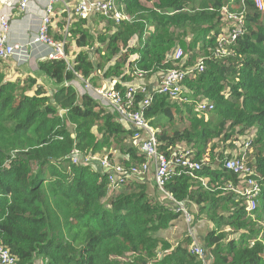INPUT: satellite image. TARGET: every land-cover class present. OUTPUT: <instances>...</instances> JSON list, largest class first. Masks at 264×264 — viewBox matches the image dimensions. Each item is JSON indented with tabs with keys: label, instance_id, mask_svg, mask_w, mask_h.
<instances>
[{
	"label": "trees",
	"instance_id": "obj_1",
	"mask_svg": "<svg viewBox=\"0 0 264 264\" xmlns=\"http://www.w3.org/2000/svg\"><path fill=\"white\" fill-rule=\"evenodd\" d=\"M116 1L130 14L139 12L133 24L98 17L117 30L110 33L108 27L96 38L84 30L89 20L75 18L78 21L71 22L68 35L61 38L68 57L73 37L72 43L79 48L70 65L63 60L39 63V71L54 84L52 96L34 78H8L0 61V246L16 257V264H150L145 256L151 257L157 241L153 233L167 230L177 220L174 205H162L159 198L149 196L147 183L151 181L130 180L113 189L106 174L92 166L74 165L71 159L75 148L96 156L116 146L133 164L144 162L139 149L130 143L134 132L126 130L113 111L88 96H79L67 83L79 75L101 87L117 78L115 88L122 92L136 70L145 72L148 81L172 69H190L193 56L181 64L171 63L168 48L175 42L160 33L146 34L148 24L164 31L188 27L199 36L214 33L205 39L199 54L206 53L207 68L192 72L184 82L194 103L180 106L159 97L145 111L150 125L160 129V151L170 155L185 142L193 146H208L217 140L225 143L233 133L244 136L256 128L257 141L248 154V167L262 196L251 215L264 221V12L254 0H245V33L229 46V56L219 57L215 49L218 36L224 33L223 19L227 22L224 9L239 12L243 9L240 0H233L234 4L215 0L211 10L194 12L189 11L194 0ZM145 1H151L154 10L144 11ZM90 50L100 54L105 64L94 62ZM198 98L213 106L210 113L196 112ZM208 114L213 120L202 121L200 116ZM178 115L181 123L199 116L197 127L170 134L166 124L174 123ZM94 126L102 129L103 141L97 139ZM203 158L200 149L193 156L195 162L201 163ZM224 161L223 154L219 160L211 155L209 164L195 173L207 180L205 185L191 175H175L166 191L178 202L193 201L201 210L216 211L223 201L232 202L235 211L228 226L233 233H241L242 240L228 241L221 220L212 219L216 229L206 236V247L217 252L216 264H264V240L247 238L257 234L249 214L242 201L224 191L226 183L238 186L240 182V176L224 168ZM172 254L170 264H203L182 246ZM165 259L156 264H164Z\"/></svg>",
	"mask_w": 264,
	"mask_h": 264
},
{
	"label": "built area",
	"instance_id": "obj_2",
	"mask_svg": "<svg viewBox=\"0 0 264 264\" xmlns=\"http://www.w3.org/2000/svg\"><path fill=\"white\" fill-rule=\"evenodd\" d=\"M32 0H3L0 9V61L9 63L12 58L23 53L20 45L10 42V29L13 16L17 11L27 12ZM61 0H48V4L43 12L42 23L36 34L33 35L32 43L37 46H45L50 50L46 60H63L70 65V57L67 56L65 42H58L51 36L50 27L54 8ZM256 7L260 12H264V1L254 0ZM243 8L246 9L245 0H242ZM227 22V31L218 36L216 44V55L219 57L229 56V46L236 44L245 33V15L244 12H230L224 9ZM105 17L109 20L120 23L128 20L123 10L118 6L116 0H78L75 7L68 13L70 19L69 27L63 34L68 35L72 20L75 18L82 20H92L96 17ZM214 33H212V36ZM22 57V56H21ZM183 52L178 51L175 54L176 61H180ZM71 68V66H70ZM205 70V63L201 61L196 67L187 70L172 69L165 73L157 75V83L150 85L146 80V74L143 71L136 70L134 77L143 84L139 86H126L124 91L116 90L118 80H113L108 88H99L85 81L84 78L77 75L76 78L67 83L72 86L79 96H88L100 107L113 111L119 119L127 120L134 132V137L138 139L139 151L144 162L124 166L122 163H116L108 157L98 159L97 156L84 155L79 149L75 148L71 153V159L74 165L92 166L97 172L107 175L108 183L111 188L130 180H139L145 182V178L151 175L153 171V180L156 188L164 194L174 205L175 211L181 212L187 221L193 220L188 214V208L182 202L176 199L166 191V186L170 179L175 175L188 174L198 179L204 185L207 183L205 178H197L196 172L203 170L202 162H195L194 153L184 148H175L170 154L166 155L159 149L157 130L150 125L146 118L145 111L151 107L157 98L166 97L170 104L184 106L193 104L191 94L185 89L184 82L192 72L202 73ZM141 97L138 102L137 97ZM213 109L211 104L205 101L196 103V112L210 113ZM247 139V138H244ZM253 141L240 142L238 152L231 153L224 161V168L240 176L239 185L226 183L224 191L234 194V196L243 202L246 212L250 215L258 207V199L262 196V189L255 175L248 167V154L253 149ZM184 205V206H183ZM187 209V210H186ZM191 254L202 259L204 264H209L206 258V250L197 242H193L190 248ZM16 257L0 246V264H16Z\"/></svg>",
	"mask_w": 264,
	"mask_h": 264
},
{
	"label": "rangeland",
	"instance_id": "obj_3",
	"mask_svg": "<svg viewBox=\"0 0 264 264\" xmlns=\"http://www.w3.org/2000/svg\"><path fill=\"white\" fill-rule=\"evenodd\" d=\"M215 0H194V3L189 7L190 12L194 11H200V10H211L212 5ZM226 4H234L233 0H224ZM144 5V11H152L154 10L153 4L151 1H145L143 3ZM240 9L243 8L242 5V0L239 1ZM119 6V5H118ZM121 10H123L124 14L126 17H128V20H125L126 25L128 24H133L135 22V18L137 17L136 14L139 12H135L134 14H130L129 12L126 11L124 6H119ZM239 9V10H240ZM238 11V10H237ZM244 12L247 13L248 8L242 9L239 12ZM159 16H163L160 12L157 13ZM78 21V20H75ZM109 24H111L109 21L103 20L102 18H93L92 20L88 21L84 25V30L86 32H90L94 37H98L99 35L104 34L107 32L108 27H111ZM147 32L146 34H162L164 38L172 39L175 44L172 45L170 48H168V53H169V58L170 62L173 64H181L182 61H185L189 58V56H193L192 63L193 66L191 68L196 67L201 61L205 59L206 53L203 54V56H200V51L202 50L203 44L205 39H208V35L206 36H199V34L188 28H172L171 30L164 31L163 29L156 30V27L153 24H148L147 25ZM227 26L228 22H226L223 19V23L221 25V30L223 32L227 31ZM117 29L115 27H111L109 29L110 33H114ZM212 34V32L210 33ZM210 38V35H209ZM73 41L74 37L72 38ZM72 40L70 41V44L68 45L67 52L68 55L70 56V60L72 61L76 54L79 53V48L75 46L72 43ZM185 44V46H184ZM183 51V57L180 59V61H176L175 59V54L178 51ZM191 50V51H189ZM234 50H232L233 52ZM91 54V58L94 60V62L100 63L102 65L105 64V61L101 58L100 54H97L96 51L93 53V51H88ZM4 66L8 68V63H4ZM36 67V64L33 65ZM10 68V67H9ZM207 68V66H205ZM38 73V72H37ZM100 73H102V70H100ZM32 76L26 77L27 75H22V77H26V80L29 78H33ZM39 75H42L40 72L34 77L38 78ZM8 78H13L15 79L17 77V74L10 72L7 75ZM78 93V92H77ZM79 94V93H78ZM53 93L50 92V96H52ZM198 102H202L203 98H198ZM206 102V101H205ZM183 112L184 115H188L186 112V109ZM182 110V111H183ZM63 111H60L62 113ZM198 116V115H197ZM201 118H204V122H209L213 120V116L210 114L206 116H200ZM193 118V117H192ZM192 118H187L189 121L181 123L179 120V115L178 119L174 122L171 123V128L172 132L180 131L183 132L184 130L192 129L197 127L198 122L195 120H199V116L197 119H192ZM208 120V121H207ZM94 134L98 137L100 141H103L102 139V129L100 127L94 126L93 128ZM257 129L254 128L246 135L244 136H238L236 133H233L231 138L227 142H223L221 140L214 141L210 143L208 146L204 145H190L188 143H181V147H185L188 150H191L194 154L200 149L202 152H204V158L202 161V164L208 165L210 162V157L211 155H214L217 160L221 158V154H223L224 159L227 157H230V154L232 153H237L238 152V144L240 142L248 141L251 140L254 142V144L257 141V136H256ZM247 138V139H244ZM110 145V144H109ZM253 146V144H252ZM113 151V146L108 147V152ZM102 157H99L98 159H105V156H108L106 154L101 155ZM154 170L151 172V175H153ZM135 180V179H134ZM153 180V179H152ZM206 180V179H205ZM147 191L149 196L157 199L159 198V203L162 205L170 206L173 208V204L169 202L167 197L162 194L155 186L153 182H148L147 183ZM235 201L241 202V200L237 199L235 197ZM185 206L188 208V214L189 216L193 219L191 223H187L186 220L183 219V214L181 212H178L177 210L175 211V214H178L177 220H175L168 228L167 230H160L157 233H153L154 237L157 239L156 242L153 243L152 248H151V257L145 256V260L149 261L150 264H156L159 260L162 258H166L164 261V264H170V259L173 257V252L178 246H182V248H187L190 251V248L192 246L193 242L199 243L202 247L205 248L206 250V258L205 260L209 264H216L218 255L217 252H213L211 247H206V236L208 235L209 232L212 230L216 229V223L213 222L212 219H220L221 220V226L220 227L222 232L225 233L226 239L228 241H234L236 243H239L240 240H242L241 233H233V229H231L228 226V223L230 221V218L233 216L232 214L235 211V206L232 204V202H227L223 201L222 204L217 208V210H201L200 207H198L193 201L187 200L183 202ZM183 205V206H184ZM242 206V204H241ZM248 219L251 222V228L257 231V234L248 236L247 238L251 240L253 236H259L258 238L264 240V221L256 216V215H249ZM194 221V222H193ZM246 239V236L245 238ZM166 248V249H164ZM222 253H226L227 250L224 249H218ZM202 261L204 264V261L202 259H199ZM197 260L198 262H200ZM126 262H129L126 260ZM136 264V263H133Z\"/></svg>",
	"mask_w": 264,
	"mask_h": 264
},
{
	"label": "crops",
	"instance_id": "obj_4",
	"mask_svg": "<svg viewBox=\"0 0 264 264\" xmlns=\"http://www.w3.org/2000/svg\"><path fill=\"white\" fill-rule=\"evenodd\" d=\"M77 2L78 0H61L59 3L55 5L54 14L52 18V25L50 27L51 36L54 40L61 42V38L68 29L70 23V19L68 18V13L70 12L71 9L75 7ZM47 4H48V0H32L29 10L27 12L17 11L14 14L10 29V42L12 44L20 45L23 48V53L19 54L15 58H12V60L8 63V68H6L5 70V75H8V73L13 72L17 74L16 78H19L20 80L23 81L26 80V77L32 76V74L36 76L40 72L39 63L42 61H46V57L50 53V50L45 46L34 45L32 43V38L33 35L37 33L42 23L43 12ZM2 5H3V0H0V9ZM72 23H75V20H73ZM209 35L212 37V34ZM34 64H36V67L33 66ZM22 75H27V76L22 77ZM34 75L33 78L38 80L39 84H41L46 88L49 95L50 92L54 93L53 91L54 84L52 83V81H50L44 74L39 75L38 78L34 77ZM156 78L158 77L151 78L150 80H148V83L150 85H155L157 83ZM113 80L117 81L118 79L114 78L106 82L105 85L99 88H108L109 86H111ZM143 82L144 80L139 81L134 76H132V79L129 82L124 83V87L139 86L143 84ZM118 120L120 123H122L123 127L126 130L131 131V126L127 120H121L119 118ZM170 124L171 123L166 124V129L170 130L169 133L171 134L172 128ZM155 129L157 130V132L160 131V129L157 128ZM139 142L140 141L136 139L134 136L130 140L132 146H135L138 149H139L138 147ZM177 148L186 149L185 147H181V145H178ZM174 150L175 148L171 150L170 154ZM107 153L108 156L105 157H109V154H112L110 160L116 163L127 162L133 165L132 161L130 160V157L117 150L116 146H113V151L108 152V148H105L96 156L97 158H99L102 157L101 155L103 154L107 155ZM152 179H153V175H149L148 179L145 178L146 181H151L154 183Z\"/></svg>",
	"mask_w": 264,
	"mask_h": 264
},
{
	"label": "bare ground",
	"instance_id": "obj_5",
	"mask_svg": "<svg viewBox=\"0 0 264 264\" xmlns=\"http://www.w3.org/2000/svg\"><path fill=\"white\" fill-rule=\"evenodd\" d=\"M237 42H238V41H237ZM60 111H62V110H59V113H60ZM61 114H62V113H60V116H61ZM119 186H120V185H117L116 187H119Z\"/></svg>",
	"mask_w": 264,
	"mask_h": 264
}]
</instances>
